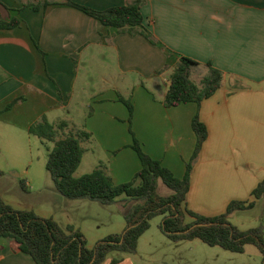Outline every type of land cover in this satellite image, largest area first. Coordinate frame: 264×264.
<instances>
[{
  "label": "crops",
  "instance_id": "obj_1",
  "mask_svg": "<svg viewBox=\"0 0 264 264\" xmlns=\"http://www.w3.org/2000/svg\"><path fill=\"white\" fill-rule=\"evenodd\" d=\"M68 1L104 11L135 0ZM141 1L144 28L157 44L140 34L104 26L63 5V0H0V21L19 20L17 27L0 30V138L10 140L19 131L29 134L28 128L43 118L52 125L64 121L62 134L79 130L90 134L79 141L83 153L84 144L95 143L108 159V168L103 169L116 185L129 182L140 170L131 148L133 138L145 154L181 179L194 151L191 122L197 115L208 135L192 166L186 208L214 217L231 201H252V191L264 180V0ZM34 5L40 6L34 10ZM179 56L200 63L198 69L204 71L199 81L190 77L195 84L207 73L206 63L221 71L223 80L199 105L166 108L163 99ZM107 62L112 63L111 82L106 80ZM94 70L106 84L95 87L82 102L89 108L83 124L71 118L57 121L61 111L93 86L89 80ZM118 95L133 106V136L127 128L128 110ZM160 142H167V147L162 149ZM39 191L43 198L35 203L38 208L26 211L53 219L63 230L71 226L80 231L89 249L125 229V203L118 208L68 200L54 184ZM144 236L136 254L122 261L135 264ZM0 264L34 262L14 252L11 241L0 239Z\"/></svg>",
  "mask_w": 264,
  "mask_h": 264
},
{
  "label": "trees",
  "instance_id": "obj_2",
  "mask_svg": "<svg viewBox=\"0 0 264 264\" xmlns=\"http://www.w3.org/2000/svg\"><path fill=\"white\" fill-rule=\"evenodd\" d=\"M62 4L78 9L104 26L132 35L140 34L151 44H157L144 28L141 0L104 11H94L68 0H63ZM47 5V2H43L44 7ZM39 6L34 5L33 9L37 10ZM18 25L19 20L15 18L8 22L0 21V30H10ZM199 66L200 63L187 57L177 58L169 76L170 85L163 99L164 107L188 103L199 105L217 92L223 80L222 72L206 63L207 73L197 85L190 77ZM118 101L127 108L130 124L133 114L130 100L118 95ZM66 127L64 121L52 125L43 118L28 128L29 134L39 138L42 143L53 144L51 149H47L45 169L56 190L68 200H89L102 205L125 203V229L121 234L99 240L89 249L83 234L73 227L63 230L53 219L41 218L32 211L16 210L0 199V239L11 241L14 252L29 256L34 264H102L112 252L136 254L138 241L150 228V221L162 216L160 231L174 243L200 240L210 247H219L236 254L244 253L245 247L251 245L261 253V264H264V227L241 231L228 221L231 214L250 210L255 207L256 201L264 199V180L252 191V201H231L221 215L205 217L186 208L192 166L208 135L206 126L197 115L191 122L196 143L181 179L145 154L133 138L131 148L139 159L140 170L130 182L118 185H114L102 166L79 178L74 177L83 155L79 141L89 138L90 134L83 130L62 134ZM128 130L133 136L130 127ZM158 181L171 191L170 195L157 194ZM20 187L26 190L23 180L20 181ZM120 197L124 198L121 200Z\"/></svg>",
  "mask_w": 264,
  "mask_h": 264
},
{
  "label": "rangeland",
  "instance_id": "obj_3",
  "mask_svg": "<svg viewBox=\"0 0 264 264\" xmlns=\"http://www.w3.org/2000/svg\"><path fill=\"white\" fill-rule=\"evenodd\" d=\"M106 67L108 75L106 80L111 82L112 79L108 77L111 75L112 63L107 62ZM203 71L198 68L193 70L191 76L194 82L199 81ZM81 74H83V69L80 71V76ZM96 75L98 73L94 70L89 80L93 86H89V89H86L87 94L80 95L81 97L77 98L78 100H74L68 108L61 111L57 121L71 118L75 124L79 126L83 124L89 108L87 107L88 105L83 106L84 103L82 102H87L84 99L87 98L91 90L106 84ZM94 83L97 85H94ZM127 124V128H131L128 121ZM12 136L10 140H2L0 138V171L4 173L3 180H0V198L18 210H26L31 206L38 208L35 203L37 204V201L43 198V194L41 195L40 193L42 192L39 190L53 185L45 169L48 155L47 149H51L53 144L51 142L42 143L39 138L20 131L13 133ZM160 144L159 146L165 149L168 143L160 142ZM94 146H96L95 143L84 144L86 150H84L80 166L74 173L75 178L91 173L98 166L103 165V168H108V159L103 152L100 153L98 148ZM177 154H175V157ZM172 160L168 159V162ZM126 164L129 165V163ZM113 168L116 169V164ZM21 180L28 183L27 192L21 189ZM157 194L159 196H168L171 191L161 181H158ZM123 198L120 197L119 199L122 200ZM115 205L119 208L121 203L118 202ZM234 215L229 218V222L241 231H247L259 226L264 227V199L260 200L252 210L238 212ZM162 219V216H157L150 221V228L140 240V250L137 258L133 260L135 264H261L262 262L261 253L256 247L251 245L245 247L244 253L236 254L219 247H210L200 240L174 243L161 233L160 224ZM125 256L132 257L129 254L112 252L106 259H110L109 264H112L113 261H115L114 264H128V262L122 261ZM139 257L143 259L139 260Z\"/></svg>",
  "mask_w": 264,
  "mask_h": 264
}]
</instances>
